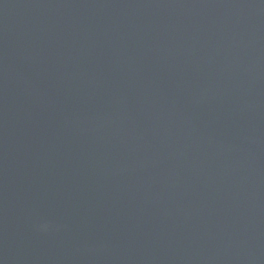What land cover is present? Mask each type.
I'll use <instances>...</instances> for the list:
<instances>
[{
  "label": "water",
  "instance_id": "obj_1",
  "mask_svg": "<svg viewBox=\"0 0 264 264\" xmlns=\"http://www.w3.org/2000/svg\"><path fill=\"white\" fill-rule=\"evenodd\" d=\"M0 264H264V0H0Z\"/></svg>",
  "mask_w": 264,
  "mask_h": 264
}]
</instances>
